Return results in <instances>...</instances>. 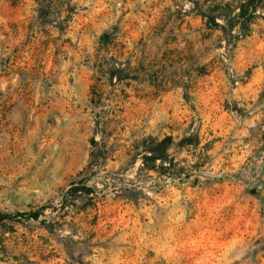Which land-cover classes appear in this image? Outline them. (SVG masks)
Segmentation results:
<instances>
[{
	"label": "rangeland",
	"instance_id": "374dc122",
	"mask_svg": "<svg viewBox=\"0 0 264 264\" xmlns=\"http://www.w3.org/2000/svg\"><path fill=\"white\" fill-rule=\"evenodd\" d=\"M247 1L0 0V212L42 211L0 220V264H264V0L222 28ZM166 135L181 176L140 172ZM93 138L120 188L55 209Z\"/></svg>",
	"mask_w": 264,
	"mask_h": 264
},
{
	"label": "trees",
	"instance_id": "16d2710c",
	"mask_svg": "<svg viewBox=\"0 0 264 264\" xmlns=\"http://www.w3.org/2000/svg\"><path fill=\"white\" fill-rule=\"evenodd\" d=\"M256 0H248L245 3H242L239 6V11L236 14L230 15L226 21V25L222 28L224 31L230 35L232 39H239L241 36H245L249 31L250 24L255 18L257 12ZM214 16L209 17V20H212ZM237 28L238 31L233 33L232 28ZM108 64L106 70H108V75L111 80L117 78L118 81L130 78L131 73L126 72V68L122 67L121 63L113 61L109 63L105 60L100 62V68H104L103 64ZM98 89L97 85L93 86L94 96L97 94ZM102 123L99 121V125ZM192 137H184L179 141V146L195 144L199 141V136H196L195 142ZM197 140V141H196ZM92 151L90 153V160L87 166L78 173L77 178L70 184V187L67 189L63 195L60 206L54 207L55 209H60L67 213L69 208L77 206V203L81 201L80 198L84 199V210L89 207L97 205L98 196L95 191V188L90 186L88 181L90 176H95L99 171H106L104 178L107 179L108 183L104 184V188L113 190H118L120 187L117 185L118 181L115 177L114 171H108L107 161H108V149L105 144L100 146L99 142L93 138L92 139ZM174 137L172 135H166L162 138L149 136L141 141L142 151L140 152L142 163L139 167L140 172L148 173L150 171H155L161 175L172 174V176L180 177L182 172V167L179 161H176L175 157L170 153V148L174 144ZM199 182L198 179H196ZM125 186V185H120ZM122 188V187H121ZM42 215L41 210H35L29 213L18 212L16 214H9L0 212V220L6 219H15L18 217L33 218L38 220ZM65 216V214H63Z\"/></svg>",
	"mask_w": 264,
	"mask_h": 264
}]
</instances>
